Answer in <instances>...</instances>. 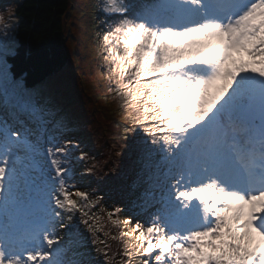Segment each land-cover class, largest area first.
I'll return each mask as SVG.
<instances>
[{"label":"snow or ice","instance_id":"6c2138e0","mask_svg":"<svg viewBox=\"0 0 264 264\" xmlns=\"http://www.w3.org/2000/svg\"><path fill=\"white\" fill-rule=\"evenodd\" d=\"M104 10L122 17L102 39L125 132L146 134L127 145L136 178L122 191L139 219L121 234L133 241L123 255L264 264V0H109ZM10 53L0 41L2 104L40 123H0V264H92L74 217L95 234L85 209L97 202L69 187L75 146L45 137Z\"/></svg>","mask_w":264,"mask_h":264},{"label":"rangeland","instance_id":"374dc122","mask_svg":"<svg viewBox=\"0 0 264 264\" xmlns=\"http://www.w3.org/2000/svg\"><path fill=\"white\" fill-rule=\"evenodd\" d=\"M21 1L0 0V17H3L0 41L7 42L11 49L9 55H13L17 48L19 19L15 11ZM108 3L109 0H71L63 37L69 60L66 67L51 75L45 84L27 88L11 75L10 70L9 75L20 82L37 107L43 109L37 115L44 122L45 137L57 136L61 143L71 139L75 146L68 162L73 168L69 187L73 192L77 189L87 192L90 200L97 202L95 207L85 209L90 216L98 218L95 234L80 223L81 213L77 212L74 217L84 236L81 250L87 253L86 259L92 264H129L123 253L133 241L121 234L135 226L139 210L133 209L122 191L136 178L137 165L129 156L127 145L135 136L146 134L143 130L125 132L129 121L121 107L122 101L114 92L117 77L111 71L112 64L104 59L107 53L102 39L122 17L105 12ZM2 99L0 95V123L7 122L14 130L25 125L37 129L40 121L30 119L28 114L15 108L5 109ZM82 153L87 154L83 161L79 159ZM88 168L93 171L89 173ZM116 208L121 212L109 218V213ZM130 216L132 224L125 225L124 221ZM60 231L63 234V230ZM100 241H104L107 247ZM105 252L108 253L107 259ZM144 259L147 257H137L131 264H142Z\"/></svg>","mask_w":264,"mask_h":264},{"label":"trees","instance_id":"16d2710c","mask_svg":"<svg viewBox=\"0 0 264 264\" xmlns=\"http://www.w3.org/2000/svg\"><path fill=\"white\" fill-rule=\"evenodd\" d=\"M71 0H22L15 13L17 48L7 57L11 75L27 88L45 84L66 67L65 16Z\"/></svg>","mask_w":264,"mask_h":264}]
</instances>
